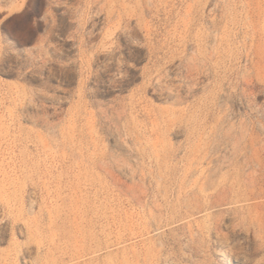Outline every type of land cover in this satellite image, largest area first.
<instances>
[{
	"label": "rangeland",
	"instance_id": "374dc122",
	"mask_svg": "<svg viewBox=\"0 0 264 264\" xmlns=\"http://www.w3.org/2000/svg\"><path fill=\"white\" fill-rule=\"evenodd\" d=\"M0 264H264V0H0Z\"/></svg>",
	"mask_w": 264,
	"mask_h": 264
},
{
	"label": "bare ground",
	"instance_id": "6f19581e",
	"mask_svg": "<svg viewBox=\"0 0 264 264\" xmlns=\"http://www.w3.org/2000/svg\"><path fill=\"white\" fill-rule=\"evenodd\" d=\"M239 240H240V239H239ZM237 242H238V241H237ZM240 242H242V241H239L238 244H239ZM235 244H236V242H235ZM235 244H234V246H235ZM238 244H237V245H238ZM227 246H228V245H227ZM227 246H226V247H227ZM235 247H236V246H235ZM238 247H239L240 249L242 248V246H240V245L237 246V248H238ZM237 248H236V249H237ZM231 250H232V249H229V250L226 249L225 251H222V255H224L225 257L228 256L229 253L231 252ZM241 250L244 251L245 248H243V249H241ZM241 250H239V251L241 252ZM236 251H237V250H236ZM219 253H220V252H219ZM231 254H232V253H231ZM230 256H231V255H230ZM228 257H229V256H228Z\"/></svg>",
	"mask_w": 264,
	"mask_h": 264
}]
</instances>
